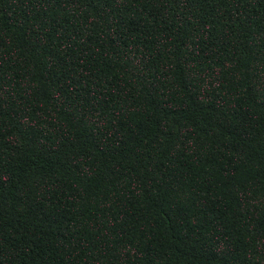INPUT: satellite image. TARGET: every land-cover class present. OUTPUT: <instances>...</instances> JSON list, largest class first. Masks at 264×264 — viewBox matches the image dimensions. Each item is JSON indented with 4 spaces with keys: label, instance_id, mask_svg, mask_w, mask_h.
I'll list each match as a JSON object with an SVG mask.
<instances>
[{
    "label": "trees",
    "instance_id": "trees-1",
    "mask_svg": "<svg viewBox=\"0 0 264 264\" xmlns=\"http://www.w3.org/2000/svg\"><path fill=\"white\" fill-rule=\"evenodd\" d=\"M0 264H264V0H0Z\"/></svg>",
    "mask_w": 264,
    "mask_h": 264
}]
</instances>
